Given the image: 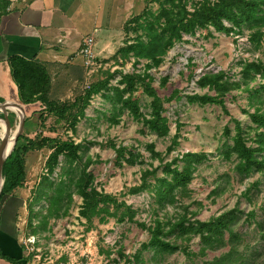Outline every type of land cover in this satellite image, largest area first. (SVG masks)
<instances>
[{
    "label": "rangeland",
    "instance_id": "1",
    "mask_svg": "<svg viewBox=\"0 0 264 264\" xmlns=\"http://www.w3.org/2000/svg\"><path fill=\"white\" fill-rule=\"evenodd\" d=\"M10 1L14 0H0L7 4L4 8L6 11ZM186 1L187 8H191L199 0ZM157 9L156 2L147 4L135 18L140 17L142 22L145 18L142 13L147 12L149 15ZM223 23L225 27H231L227 21ZM129 26L126 34L122 28L125 38L120 42V47L133 44L137 37L145 39L140 28L136 32L131 30L132 27L137 28L136 24L131 23ZM114 30L116 34H121L120 28ZM259 32L261 36L256 45L251 40L252 31L244 25L240 28L233 27V31L228 33L216 32L211 27L196 30L193 35H183L182 40L167 51L157 68L145 71L153 78L151 86L157 95L166 99L163 101V116L167 119L169 133L163 138L149 133L126 109L118 111L116 109L119 104L105 99L106 94L113 96V87H124L118 85L122 75L137 74L144 70V60L135 64L131 52L128 57L123 58L117 52L120 47L111 56L100 57L101 68L92 78L95 83L113 74L106 85L110 91L101 88L91 96L84 115L74 129H67L63 122L58 123L54 116L45 114L41 105L39 112L27 114L28 121L26 125L24 123L20 135L23 134L28 139H70L79 144L82 161H90L86 171L92 175L91 186L97 191L102 190L105 194L114 196L118 202H124L136 214L132 221L124 219L120 223L116 222V217L108 218L105 223H98L97 219L87 222L79 215L82 200L74 193L72 185L77 174L75 164H65L64 158L60 156L58 165L49 173L45 161L50 151L47 148L31 151L24 158V184L14 193L21 200L20 207L13 214L15 238L21 247L18 264H209L213 258L220 257L229 250V246L206 249L200 253L198 237H193L187 244V250L192 253L189 257L181 252L153 257V252L141 245L147 242L149 234L137 224L143 223L147 227L156 217L172 219L183 211L178 205L168 206L166 210L159 209L147 189L135 194H129L128 190L140 184L142 171L156 167L158 175L165 162L180 158L187 152L205 156L195 165L187 187V196L182 197V203L187 205L186 217H190V221H207L235 209L237 218L232 231L238 238L237 252L232 257L243 258L242 264H264V172L251 171L245 176L235 171L234 155L229 160L223 156L228 150L227 146L232 145L234 121L245 130V143L248 146H254L255 131H260L256 130V124L251 122L249 114L255 107H259L260 113H264V89H259L264 86V78L256 75L249 81L247 88L241 83L243 63L259 61L264 66V27H260ZM115 33L113 38H116ZM217 72H222L231 84L239 83V88L231 89L223 97L222 106L187 104L185 96L206 92V89L200 90L197 87L196 80L203 74ZM83 76L84 72L82 76L81 71L75 73L71 79H76V83L72 85V81L52 83L50 76L48 98L62 103L79 97L89 90L82 87ZM163 78H166V82L161 86ZM254 90L258 93L252 97L250 95ZM128 96L137 102L142 114L148 112L150 98L140 87L132 94H124L123 98ZM26 118L25 115V120ZM113 119L118 123L113 124ZM16 125L17 118L14 116L11 131ZM174 134L179 137L176 146L167 152ZM148 144H153V150L159 153L161 160L151 156L147 151ZM118 147L137 155L133 164L125 163L122 154L117 152ZM260 155L264 156V152ZM60 180L68 185L66 191L71 193L67 214L61 219H49L46 226L39 228L49 191L44 188L47 194L40 195V182L46 181V186L48 182L57 183ZM147 182H152V178L148 177ZM191 214L194 215L190 216ZM182 244L185 246V243ZM135 254L136 261L133 259Z\"/></svg>",
    "mask_w": 264,
    "mask_h": 264
},
{
    "label": "trees",
    "instance_id": "2",
    "mask_svg": "<svg viewBox=\"0 0 264 264\" xmlns=\"http://www.w3.org/2000/svg\"><path fill=\"white\" fill-rule=\"evenodd\" d=\"M156 2L158 9L154 13L146 14L145 18L140 22V17L134 16L125 22L123 30L126 32L130 29V24L134 23L137 28L132 27L131 30L136 32L141 29L144 40L136 38L133 44L120 47L117 52L121 53L123 58L128 57V53L135 58V64L139 60H144V70L141 73L124 74L118 82V85H124L122 89L113 87V96L106 94L105 99L115 102L120 106L116 109L121 111L126 109L130 115L137 121H140L149 133L154 134L158 138H163L169 133L167 119L163 116V99L159 97L155 89L151 86L153 78L145 71L157 68L163 61V57L172 46L182 40L183 35H193L196 30L213 28L216 32L228 33L233 31V27L240 28L244 25L252 31L251 40L256 45L260 38V27H264V0H214L210 3L208 0H199L187 8L186 0H149L147 4ZM146 4V5H147ZM5 5V6H3ZM6 3L0 2V17L6 15L4 9ZM149 17L151 19H149ZM223 21H227L231 27H225ZM10 76L17 89V98L20 104L29 105L40 103L43 106L44 113L52 115L58 123L63 122L67 129H74L77 122L84 115V110L89 104L91 96L97 94L101 88H107L109 77L103 81L91 83L89 90L84 91L82 95L72 101L58 103L49 99V91L51 86L50 76L43 64L37 59H23L19 56L12 55L7 58ZM256 75L264 78V66L259 61L245 62L241 67V83L247 88L250 80ZM166 78L161 80V86H164ZM196 85L200 90L206 89L203 94H191L185 96L187 104H197L203 106L206 104H218L222 106V99L231 89L239 88V83L231 84L222 72L207 73L201 75L196 80ZM137 87L142 89L150 98L148 104V112L142 114L135 100H131L128 96L123 98L124 94H132ZM259 89H264L260 86ZM258 93L254 90L250 96L255 97ZM173 98V97H172ZM171 98V99H172ZM169 100V99H168ZM3 102L0 99V103ZM115 109V108H114ZM45 113V114H46ZM41 116V114H40ZM44 117H47L44 116ZM42 118V117H40ZM252 123L256 124V132L253 138L254 146H248L245 143L246 132L241 129L239 123L234 121V135L231 137L232 145L227 146L228 150L223 153L226 159L235 156L236 164L234 169L245 176L252 173L251 171L264 172V156L260 153L264 152V113H260V108L255 107L254 111L249 114ZM0 119H5L11 127L14 122V114L8 113L6 117L0 114ZM45 120L41 119V123ZM28 120L24 123L26 125ZM113 124H117V120H111ZM0 125L1 122H0ZM3 126V125H2ZM178 135L174 134L171 146L167 148V152L176 146ZM47 148L50 151L45 166L49 173H52L58 165V158L62 156L65 164H75L77 174L76 179L72 180L74 193L81 200V208L79 215L84 217L87 222L91 223L93 219H97L98 223H105L108 218L116 217V222L120 223L124 219L132 221L136 214L124 202H118L114 196L105 194L102 190L97 191L91 186L92 175L86 171L89 160L82 161L81 146L75 144L72 140H60L56 138L39 137L28 139L21 134L17 138L13 151L4 161L2 167V176L4 179L1 194V202L7 197L19 200L14 196L15 191L23 186L25 179V161L27 153ZM153 144L147 145V151L151 156L161 160L159 153L154 152ZM79 152V154H78ZM117 152L124 159L126 164H133L137 155L132 154L130 150L118 147ZM126 152V153H125ZM127 154V155H126ZM204 154L187 152L180 158L172 159L162 165L161 171L157 175V168H150L142 171L140 175V184L129 188V194H135L143 190H149L154 197V202L159 209L166 210L168 206L178 205L182 209V213L172 219L154 218L151 225L145 227V224H137L139 227L146 229L149 234L147 242L142 243V248L153 252V257H159L164 254L181 252L189 257L192 253L187 250V244L193 237H198L201 244L200 253L206 249L215 250L225 245L229 246V250L215 257L209 264H242V259L232 257L236 254L237 234L232 231L237 215L236 210L232 209L223 214L208 219L207 221L193 220L187 216V205L183 204L182 197H186L187 187L192 179L195 165L204 159ZM152 178V182H147V178ZM44 179V178H42ZM40 182V195L44 196V188H48L46 196L47 206L41 215L39 228L44 227L49 219L63 218L68 211L71 203V193L66 191L68 185L63 180L57 183ZM20 203L15 210L20 207ZM14 210V211H15ZM31 213V210H30ZM194 214H191L192 216ZM13 223V221H12ZM14 224V223H13ZM3 229V219L0 217V230ZM16 231V230H15ZM227 235V240H226ZM15 237V235H14ZM182 243H185L183 246ZM21 258V257H20ZM19 258V260H20ZM0 259L6 260L11 264H18L17 260L2 254L0 248ZM134 261L137 255L133 256Z\"/></svg>",
    "mask_w": 264,
    "mask_h": 264
},
{
    "label": "crops",
    "instance_id": "3",
    "mask_svg": "<svg viewBox=\"0 0 264 264\" xmlns=\"http://www.w3.org/2000/svg\"><path fill=\"white\" fill-rule=\"evenodd\" d=\"M148 1H10L7 14L0 17V99L20 104L7 65L8 57L16 55L27 60L37 59L47 68L52 76V83L72 81V85L76 83V79L71 77L80 71L82 76L84 72L77 55L82 40L89 35L94 37L93 53L98 61L103 55V58L111 56L125 38L122 30L125 22L137 16ZM118 28L121 29V34L115 33L114 29ZM114 33L116 38H113ZM20 105L27 120V114L39 112L41 104ZM20 201L6 197L0 205V217L3 219V229L0 230L1 252L16 259L17 263L21 257V247L14 237L12 221L14 210ZM0 264L11 263L0 259Z\"/></svg>",
    "mask_w": 264,
    "mask_h": 264
},
{
    "label": "water",
    "instance_id": "4",
    "mask_svg": "<svg viewBox=\"0 0 264 264\" xmlns=\"http://www.w3.org/2000/svg\"><path fill=\"white\" fill-rule=\"evenodd\" d=\"M16 110V111H14ZM11 111L17 118V125L15 129L11 131V127L8 125L5 119H0L1 124L4 127V134L0 137V194L3 186V176H2V167L4 161L13 151L14 146L16 144L17 138L19 137L23 125L25 122V113L20 104H14L10 102H1L0 103V113L3 114L4 117L7 116V113ZM18 113V114H17Z\"/></svg>",
    "mask_w": 264,
    "mask_h": 264
},
{
    "label": "built area",
    "instance_id": "5",
    "mask_svg": "<svg viewBox=\"0 0 264 264\" xmlns=\"http://www.w3.org/2000/svg\"><path fill=\"white\" fill-rule=\"evenodd\" d=\"M93 45V36L89 35L82 40L77 52L84 70L82 86L84 90L90 88L93 75L98 72L102 65V63L98 61L93 54Z\"/></svg>",
    "mask_w": 264,
    "mask_h": 264
},
{
    "label": "bare ground",
    "instance_id": "6",
    "mask_svg": "<svg viewBox=\"0 0 264 264\" xmlns=\"http://www.w3.org/2000/svg\"><path fill=\"white\" fill-rule=\"evenodd\" d=\"M14 111H16V110H14ZM3 134H4V127L2 125H0V137H2Z\"/></svg>",
    "mask_w": 264,
    "mask_h": 264
}]
</instances>
